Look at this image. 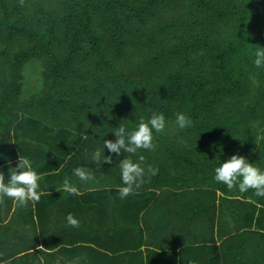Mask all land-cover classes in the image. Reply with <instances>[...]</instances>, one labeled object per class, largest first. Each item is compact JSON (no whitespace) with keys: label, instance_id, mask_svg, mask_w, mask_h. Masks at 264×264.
I'll return each instance as SVG.
<instances>
[{"label":"trees","instance_id":"obj_1","mask_svg":"<svg viewBox=\"0 0 264 264\" xmlns=\"http://www.w3.org/2000/svg\"><path fill=\"white\" fill-rule=\"evenodd\" d=\"M259 46L264 0H0V167L9 172L18 154L43 158L49 193L51 171L62 181L77 167L105 172L113 176L109 188L89 192L115 198L119 162L131 158L159 169L137 190L158 191L157 200L179 192L169 199L204 206L219 188L264 208V197L214 180L232 155L264 170V68L253 63ZM154 112L168 121L153 133L154 150L117 156L105 148L112 164L93 161L117 127L131 131ZM177 113L192 126H175ZM236 229L242 241L235 239L234 256L264 264L259 230Z\"/></svg>","mask_w":264,"mask_h":264},{"label":"crops","instance_id":"obj_2","mask_svg":"<svg viewBox=\"0 0 264 264\" xmlns=\"http://www.w3.org/2000/svg\"><path fill=\"white\" fill-rule=\"evenodd\" d=\"M20 155L15 156L16 162ZM30 161L42 177V197L35 206L29 203L27 207H17L11 200L0 216V264H61L59 257L69 264H91L90 256L93 264H242L234 256L235 239L236 244L242 241L236 227L259 230L254 235L264 247L260 235L264 208L240 197H228L219 188L213 189L215 195H210L204 206L197 203L199 200L180 206L169 199L181 195L179 192L160 193L157 200L159 192L152 196L151 189L125 199H120L119 193L115 198L103 194L104 199L90 194L97 187L79 189V195L58 192L63 181L54 170L50 174L56 177V187L49 193L40 166L43 158L34 156ZM47 164L55 167L48 158ZM4 168L0 167V172L7 179ZM98 189L106 190L107 186ZM243 212L247 216L234 222V217ZM69 213L79 220V230L67 226ZM227 220L233 221L231 226ZM218 223L224 224L218 227ZM61 224L64 232L58 229ZM112 242L129 246L117 250ZM244 243L251 245L249 241Z\"/></svg>","mask_w":264,"mask_h":264},{"label":"clouds","instance_id":"obj_3","mask_svg":"<svg viewBox=\"0 0 264 264\" xmlns=\"http://www.w3.org/2000/svg\"><path fill=\"white\" fill-rule=\"evenodd\" d=\"M253 55V63L257 68H264V47H258ZM168 121L163 113H152L145 121L140 119L135 129L127 131L124 126H119L113 132L115 141L104 140V151L97 149L92 155V159L97 164H112V156L105 155V148L117 156L122 153L135 155L139 150H154L153 133H163ZM175 126L183 130L192 126L190 117L183 113H177ZM140 157V161H143ZM122 186L118 188L120 199H125L137 192L146 182V177L155 176L159 169L151 165L142 167L141 163L134 162L131 158H123L119 162ZM214 180L224 184L230 191L238 190L246 193L250 190L256 197H264V170L250 163L244 156L232 155L226 162L221 163L214 169ZM73 175L79 180L88 182L95 179L91 170L77 167L73 169ZM40 175L33 169L29 158L20 155L15 167H10L7 182L5 175L0 172V203L5 198L13 200L17 207H27L29 203L35 206L39 203L42 193L39 191ZM64 191L69 195H79L78 189L65 178L61 188L57 191ZM67 226L79 228L80 222L73 214L66 217Z\"/></svg>","mask_w":264,"mask_h":264},{"label":"rangeland","instance_id":"obj_4","mask_svg":"<svg viewBox=\"0 0 264 264\" xmlns=\"http://www.w3.org/2000/svg\"><path fill=\"white\" fill-rule=\"evenodd\" d=\"M23 133V130H19V134L18 136L20 137H23V136H26ZM28 135V134H27ZM28 137V136H27ZM42 151V150H41ZM53 162H56V161H53ZM91 170V169H89ZM92 171V170H91ZM92 173L94 174L95 176V179L92 180V181H88V182H84V181H81L79 180L78 177L74 176L73 173L68 177L70 179V182L78 189V191H80L79 189H93V187H97V188H104V187H109L110 186V182H113L112 181V177L113 176H110L109 174L107 175L105 172H102L101 174H96L92 171ZM5 182H7V179L5 178ZM103 193V192H101ZM98 194V193H96ZM102 197L105 199L106 196L102 195ZM7 200H11V199H8V198H5L4 201H7ZM8 206H10L8 203H0V216L2 217V215L8 210ZM248 207V206H247ZM253 209V205H251L250 207V213H251V210ZM258 209V208H257ZM248 211V210H247ZM240 213V212H239ZM241 214V213H240ZM239 215V214H238ZM237 215V216H238ZM227 222H229V226H231V224L233 223V221H229L227 220ZM219 224V223H218ZM222 224L224 223H220L218 225V227H221ZM249 224V222H248ZM59 260L61 261V264H69L68 262L64 261L63 262V259L61 257H59Z\"/></svg>","mask_w":264,"mask_h":264}]
</instances>
